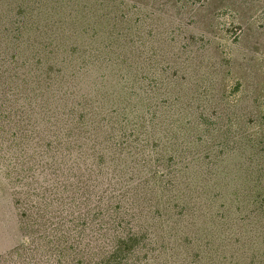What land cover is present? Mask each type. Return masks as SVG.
<instances>
[{"label":"trees","instance_id":"obj_1","mask_svg":"<svg viewBox=\"0 0 264 264\" xmlns=\"http://www.w3.org/2000/svg\"><path fill=\"white\" fill-rule=\"evenodd\" d=\"M235 2L263 6L264 24V0ZM50 3L0 23V132L26 143V171L62 180L33 182L46 232L26 247V264H156L151 252L173 233L161 208L190 205L174 198L176 178L189 183L178 165L189 130L162 129L174 117L170 73L158 71L155 42L125 17V0ZM39 8L48 10L34 17Z\"/></svg>","mask_w":264,"mask_h":264},{"label":"rangeland","instance_id":"obj_2","mask_svg":"<svg viewBox=\"0 0 264 264\" xmlns=\"http://www.w3.org/2000/svg\"><path fill=\"white\" fill-rule=\"evenodd\" d=\"M54 1L64 3L0 0V23L20 8H46ZM125 3V17L145 30L143 39L155 42L158 71L170 73L164 103L174 117L162 129L189 130L186 154L178 161L179 172L187 168L189 183L177 177L174 198L190 205L181 210L163 204L159 217L173 233L151 256L156 264H264V24L257 18L263 6L248 9L235 0ZM242 8L243 21L237 17ZM45 10L34 11V17ZM17 142L0 132V264H26V247L34 241L36 246L46 232L38 221L33 182L45 189L53 179L62 182L59 174L49 176L41 168L26 171V143ZM157 172L168 177L166 169ZM152 207L145 212L147 224L154 219Z\"/></svg>","mask_w":264,"mask_h":264}]
</instances>
